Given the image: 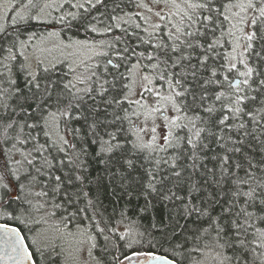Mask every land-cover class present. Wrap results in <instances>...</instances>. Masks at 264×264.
Wrapping results in <instances>:
<instances>
[{"label": "snow or ice", "instance_id": "obj_1", "mask_svg": "<svg viewBox=\"0 0 264 264\" xmlns=\"http://www.w3.org/2000/svg\"><path fill=\"white\" fill-rule=\"evenodd\" d=\"M0 9L16 12L0 24L7 259L185 264L207 238L216 264H264V0ZM109 185L143 198L141 216L166 214L145 226L127 204L109 211Z\"/></svg>", "mask_w": 264, "mask_h": 264}, {"label": "trees", "instance_id": "obj_2", "mask_svg": "<svg viewBox=\"0 0 264 264\" xmlns=\"http://www.w3.org/2000/svg\"><path fill=\"white\" fill-rule=\"evenodd\" d=\"M36 28H41V26L37 25ZM80 35L83 36L81 33ZM20 83H23L21 80ZM72 126H79L75 122H73ZM96 173L93 172V175ZM100 198L103 200L105 206L109 209V211L112 210V208L119 209L123 207L125 204H127L128 210H129V215L133 218L138 220L141 224L143 225H148L150 223V216L151 215H160L161 213L166 214V209H162L159 205L156 206L155 209L150 214H143L141 216L138 214V206L142 207L144 205V200L143 198L140 199H135L133 198L131 202H128L127 196H124V193L120 189H115V192L113 191L112 186H108L107 192L104 191L103 188H101L99 192ZM124 197L121 199V197ZM22 232L24 233L25 237H29V232L28 230L23 226V225H18ZM190 227H193L190 225ZM30 242V240H27ZM208 245V239L203 238L199 239L196 241H193L192 243L189 244L188 249L189 252L191 253V256L188 261L185 262V264H195L196 261H199L200 264H216L215 260L213 257L215 256L214 251L211 249V247L207 246ZM198 247V251L196 250ZM158 253L160 250H155Z\"/></svg>", "mask_w": 264, "mask_h": 264}, {"label": "rangeland", "instance_id": "obj_3", "mask_svg": "<svg viewBox=\"0 0 264 264\" xmlns=\"http://www.w3.org/2000/svg\"><path fill=\"white\" fill-rule=\"evenodd\" d=\"M13 4L16 5H20V4H26L27 0H12ZM18 10H22V9H18ZM16 15V12L12 11L11 9H9L8 12H4L3 9H0V24H4L6 26L11 24V17H14ZM50 27H58L56 25H52ZM36 30H41V28H36ZM81 38L83 37L82 35H80ZM61 127L63 128V125H61ZM158 131H160L158 129ZM148 137H145V139H147ZM59 223L58 219H52L48 222L47 225H44V227H54L55 225H57ZM32 233L29 232V237H31ZM30 240V238H29Z\"/></svg>", "mask_w": 264, "mask_h": 264}, {"label": "water", "instance_id": "obj_4", "mask_svg": "<svg viewBox=\"0 0 264 264\" xmlns=\"http://www.w3.org/2000/svg\"><path fill=\"white\" fill-rule=\"evenodd\" d=\"M21 232H22V230H21ZM22 235H24L23 232H22ZM25 242L28 243L27 240ZM4 252H5V249L3 248L2 243H0V257H3V258H0V264H13V261L7 259V257L4 256ZM152 264H159V262L153 261Z\"/></svg>", "mask_w": 264, "mask_h": 264}]
</instances>
